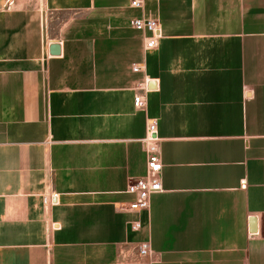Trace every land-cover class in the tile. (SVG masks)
I'll list each match as a JSON object with an SVG mask.
<instances>
[{"label":"crops","instance_id":"1","mask_svg":"<svg viewBox=\"0 0 264 264\" xmlns=\"http://www.w3.org/2000/svg\"><path fill=\"white\" fill-rule=\"evenodd\" d=\"M0 4V264H264V0Z\"/></svg>","mask_w":264,"mask_h":264},{"label":"built area","instance_id":"2","mask_svg":"<svg viewBox=\"0 0 264 264\" xmlns=\"http://www.w3.org/2000/svg\"><path fill=\"white\" fill-rule=\"evenodd\" d=\"M13 1H10L12 3ZM130 5L133 8H141L143 0H130ZM130 26L141 32L145 38V47L155 49L159 44L160 39V23L154 18H146L142 16H134L129 20ZM140 68L134 67L135 71ZM135 106L143 108L145 106L144 99L141 95H136ZM146 150L148 152V172L145 176L139 177L131 181L127 187V191L136 195V199L129 204V208L134 211L149 209L151 206V198L154 194L162 192V170L163 163L160 157L157 136V121L152 119L149 124L148 135L144 140ZM135 229L140 228V223L137 221L134 224ZM138 253L141 256H150L152 247L150 242H141L138 244Z\"/></svg>","mask_w":264,"mask_h":264},{"label":"water","instance_id":"3","mask_svg":"<svg viewBox=\"0 0 264 264\" xmlns=\"http://www.w3.org/2000/svg\"><path fill=\"white\" fill-rule=\"evenodd\" d=\"M51 53L52 54H59L60 53V45L58 42H55L54 44L51 45ZM156 86V82L155 81H151L149 83V87H155ZM257 229V220L256 218H252L251 219V231H256Z\"/></svg>","mask_w":264,"mask_h":264},{"label":"rangeland","instance_id":"4","mask_svg":"<svg viewBox=\"0 0 264 264\" xmlns=\"http://www.w3.org/2000/svg\"><path fill=\"white\" fill-rule=\"evenodd\" d=\"M1 1V0H0ZM22 4H26V6H29L30 7V4H31V0H21ZM9 5V4H8ZM10 6V5H9ZM0 8H2V4H0ZM12 21H14V23L16 22L15 19H12ZM30 21V20H29ZM2 22H0L1 24ZM129 23V21H128ZM4 24H7V21L4 22ZM129 26H130V23H129Z\"/></svg>","mask_w":264,"mask_h":264}]
</instances>
